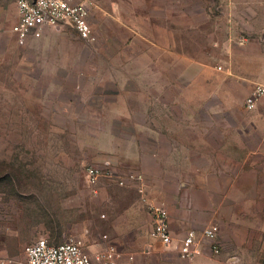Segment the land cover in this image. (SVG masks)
Wrapping results in <instances>:
<instances>
[{
  "label": "rangeland",
  "instance_id": "obj_1",
  "mask_svg": "<svg viewBox=\"0 0 264 264\" xmlns=\"http://www.w3.org/2000/svg\"><path fill=\"white\" fill-rule=\"evenodd\" d=\"M15 1L0 0V262L21 259L41 238L54 245L78 240L96 251L108 236L121 246V187L91 184L87 170L100 168L110 149L121 151V131L136 130L121 123V110L142 120L150 106H166V73L185 64L151 62L144 40L140 56L123 51L121 0H88L93 43L64 26L20 46L11 31ZM159 2L158 23L177 24L179 50L213 38H264V0ZM189 23L201 27H181ZM159 42L165 44V30ZM253 239L262 245L264 238Z\"/></svg>",
  "mask_w": 264,
  "mask_h": 264
},
{
  "label": "crops",
  "instance_id": "obj_2",
  "mask_svg": "<svg viewBox=\"0 0 264 264\" xmlns=\"http://www.w3.org/2000/svg\"><path fill=\"white\" fill-rule=\"evenodd\" d=\"M159 1L121 0L122 50L140 56L144 40L151 62L164 57L172 67L185 64L166 73V106H150L153 111L142 120L121 110V123L136 130L121 131V151L103 155L99 181L121 187V227L115 225L125 255L121 264H260L264 239L257 244L253 236L264 238V96L253 111L245 102L258 86L264 88V38H213L195 50H179L173 34L177 24L158 23ZM17 2L12 29L19 20ZM4 7L1 2L0 12ZM64 26L70 25L49 28L42 37ZM181 27L191 31L201 25ZM159 30H165L164 45ZM130 174L143 175V181L129 180ZM140 187L150 201L166 205L176 242L190 231L199 235L200 256L182 259L176 246L165 249L151 238L153 221ZM212 225L219 228L214 243L202 235Z\"/></svg>",
  "mask_w": 264,
  "mask_h": 264
},
{
  "label": "built area",
  "instance_id": "obj_3",
  "mask_svg": "<svg viewBox=\"0 0 264 264\" xmlns=\"http://www.w3.org/2000/svg\"><path fill=\"white\" fill-rule=\"evenodd\" d=\"M19 20L12 32L20 46H25L31 40L42 38L49 28L70 25L79 34L80 38L93 43L96 38L90 23L92 3L88 0H18ZM264 96V88L258 86L246 99L245 108L248 111L256 109L258 102ZM103 175V170L90 167L87 170V179L91 184H97ZM131 181H143L140 174H130ZM124 186V181H119ZM142 201L148 209L153 229L151 238L161 243L163 248L177 247L179 256L185 260H192L203 253V243L195 231L188 232L180 242L173 237L169 212L164 203L150 201L145 196L144 187L139 188ZM203 238L216 242L219 237V228L216 225L208 226L202 231ZM213 250L218 253L215 245ZM125 258L121 248L108 236L103 237L100 248L94 252L87 250L83 242L71 240L61 245H54L46 238H41L24 248L21 259H4L0 264H121ZM129 262L134 256H127Z\"/></svg>",
  "mask_w": 264,
  "mask_h": 264
}]
</instances>
